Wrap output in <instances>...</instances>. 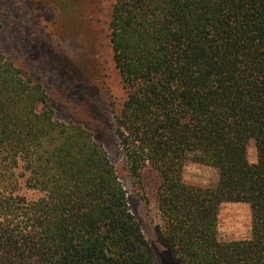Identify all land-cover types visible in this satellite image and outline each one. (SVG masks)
Wrapping results in <instances>:
<instances>
[{
  "label": "trees",
  "instance_id": "1",
  "mask_svg": "<svg viewBox=\"0 0 264 264\" xmlns=\"http://www.w3.org/2000/svg\"><path fill=\"white\" fill-rule=\"evenodd\" d=\"M109 28L120 154L171 257L264 264V0H115ZM49 99L0 56V264H157L107 150ZM188 160L217 181H185ZM225 202L250 205V237L220 238Z\"/></svg>",
  "mask_w": 264,
  "mask_h": 264
},
{
  "label": "rangeland",
  "instance_id": "2",
  "mask_svg": "<svg viewBox=\"0 0 264 264\" xmlns=\"http://www.w3.org/2000/svg\"><path fill=\"white\" fill-rule=\"evenodd\" d=\"M115 0H0V56L39 80L50 96L55 117L83 125L107 150L127 190L132 213L139 221L157 264H180L159 236L155 203L134 185L120 154L114 107L125 96L110 42L109 18ZM248 159L257 162L255 140ZM183 177L189 183L212 185L217 170L188 160ZM151 195L156 175L147 173ZM33 196V190L23 192ZM252 213L246 202L221 205L218 234L223 240L250 237Z\"/></svg>",
  "mask_w": 264,
  "mask_h": 264
}]
</instances>
